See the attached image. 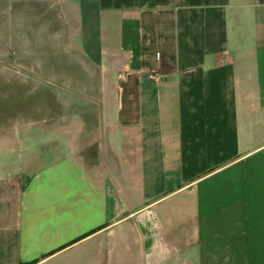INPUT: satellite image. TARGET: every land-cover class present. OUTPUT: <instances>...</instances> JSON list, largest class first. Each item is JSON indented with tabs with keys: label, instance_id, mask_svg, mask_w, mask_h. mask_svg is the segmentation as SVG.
Listing matches in <instances>:
<instances>
[{
	"label": "crops",
	"instance_id": "obj_1",
	"mask_svg": "<svg viewBox=\"0 0 264 264\" xmlns=\"http://www.w3.org/2000/svg\"><path fill=\"white\" fill-rule=\"evenodd\" d=\"M57 1L79 105L0 109V264H264V0Z\"/></svg>",
	"mask_w": 264,
	"mask_h": 264
},
{
	"label": "rangeland",
	"instance_id": "obj_2",
	"mask_svg": "<svg viewBox=\"0 0 264 264\" xmlns=\"http://www.w3.org/2000/svg\"><path fill=\"white\" fill-rule=\"evenodd\" d=\"M61 4L57 0L2 2L9 14L23 15L24 24L22 34L16 33L15 27H8V48L0 50V92L8 95L7 102L0 98V109L9 108V123L19 124L31 118L47 122L68 103L67 96L73 99L74 106L79 105L77 93L61 89L65 76L72 72V66L65 63L80 54V26L74 18L63 16ZM69 31H74V35L66 36L64 41ZM15 36L20 43H16ZM32 109L37 114L32 115Z\"/></svg>",
	"mask_w": 264,
	"mask_h": 264
},
{
	"label": "built area",
	"instance_id": "obj_3",
	"mask_svg": "<svg viewBox=\"0 0 264 264\" xmlns=\"http://www.w3.org/2000/svg\"><path fill=\"white\" fill-rule=\"evenodd\" d=\"M159 79H161V77H159Z\"/></svg>",
	"mask_w": 264,
	"mask_h": 264
}]
</instances>
